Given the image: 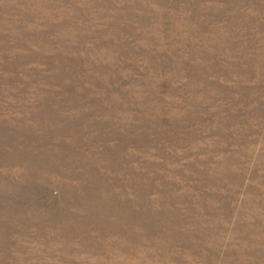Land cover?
Here are the masks:
<instances>
[{
  "label": "rangeland",
  "instance_id": "obj_1",
  "mask_svg": "<svg viewBox=\"0 0 264 264\" xmlns=\"http://www.w3.org/2000/svg\"><path fill=\"white\" fill-rule=\"evenodd\" d=\"M0 264H264V0H0Z\"/></svg>",
  "mask_w": 264,
  "mask_h": 264
}]
</instances>
